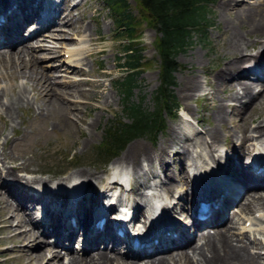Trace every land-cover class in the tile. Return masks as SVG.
<instances>
[{
	"label": "rangeland",
	"instance_id": "1",
	"mask_svg": "<svg viewBox=\"0 0 264 264\" xmlns=\"http://www.w3.org/2000/svg\"><path fill=\"white\" fill-rule=\"evenodd\" d=\"M239 1H242L241 6L244 4L243 6L248 7L252 5L251 7H253L254 5L253 8H255L259 0ZM68 2V0L65 1L64 6L70 7ZM74 2L76 4L69 8L70 12L68 15L70 19L66 23L59 22L54 28L56 30H53L56 33L64 32L63 35H59L61 37L42 42L35 41V43H33L35 38H31L27 42L28 46L37 47L46 43L47 46L55 48L53 52H49L46 48H39L34 51L35 55L28 59V62L29 60L30 62L27 66L28 68H25V70L27 69V71L32 72L34 65L33 72L37 75L35 77L30 75L29 78L35 79L37 88L34 87L35 89H32L28 80L26 81L21 77L15 79L3 78V71H0V89L5 87L7 88V94H12L13 91L25 87L27 88L26 92L29 102H31L29 108L20 106V110H15L12 117L7 116L0 104V176L5 177L8 167L13 166L15 163H21L26 159L30 169L14 170L17 177L33 178L36 176L40 177L41 180L49 179L48 182L52 183L72 176L77 170L84 169L101 173V177H89L90 181H92V188H96L101 184L110 186L109 182L112 179L109 180V178L114 168L118 167L117 162H119V158L132 143L142 142L144 146H148L154 153L160 150L159 147L162 143H167L169 145L168 151H165V153L168 152L167 154L160 156V158L154 156L155 159L151 163L141 159V165L143 166L142 174L140 173L139 176L134 177L130 172L128 173L130 185L132 186L131 189L134 188L135 184L143 180L146 183L150 181L151 183L157 182V184H160L161 179L169 175L178 187L180 186L182 190H185L188 187L183 179L185 164L188 163L187 165H190L193 159L198 157H202L203 159V156L198 154L199 148H195V150L191 149L189 151L190 154L186 151L184 153L181 152L182 155H175L179 144L184 140L183 136L190 131L189 128L192 127L195 131L202 134L210 126H216L217 129H220L222 136L216 147H221L224 141L235 147L231 139L238 140L237 137L240 138L242 132L236 129L234 133H237V136H232L229 133L232 131H227L225 124L228 123V126L235 124L237 127L241 126L239 127L241 129L246 126L254 129L256 121L264 116V96L260 95L258 100L261 99V101L257 100L250 107L244 108L243 114L246 115L244 119L241 118L242 115L237 114L241 110L236 109L231 114V110L228 104H226L225 110L228 113L226 114L225 122L221 127H218L214 116L216 104L219 100L228 98L225 95L228 91H231V88L224 85H220L219 88L213 84V81L224 63L233 57V53L227 47V39L231 34V29L239 31L246 38H252L254 34L260 33L256 32L255 27L251 28L253 19L236 22L234 23L235 25H231L230 21L234 18V9L231 8L228 12L229 9L221 7L220 3H222V0H209V2H206L208 26L205 29V35L203 36L198 31H193L191 42L185 48L180 49L176 56L180 66L174 72L175 83L172 85V91L178 103L175 109H173L174 114L164 111V126L154 136L141 134L133 137L118 154L109 159V162H102L97 159L96 152L98 144L102 141L106 126L111 122L116 123L119 119L121 121L130 120L123 109L122 94L115 85L116 80L121 79L126 73L125 67L118 66V63L124 60L125 51L123 50V44L130 39H128V35L124 34L123 29L118 27L115 16H113V12L105 0H75ZM127 2L129 3V10L138 22L136 35L139 41L138 44L141 45L142 61H144L141 72L137 76V85L132 90L130 101L139 102L141 101V96H144L141 103L147 109H152L154 102L153 94L159 83V55L155 44L158 33L150 22V16L147 13L141 14L137 0H127ZM263 5L260 7L256 6V16L263 15L261 13L264 8ZM60 27H65L66 29H61ZM77 27L80 30L77 31ZM51 30L50 28L45 32H52ZM21 46L19 45L18 49ZM70 47L80 50L79 53L76 50L77 52L73 54L75 58L69 63L80 62L82 67L79 69L74 66L69 72V68L62 61L63 59H67L65 49ZM255 48L256 46L250 50L253 52ZM118 55L122 58L119 59ZM27 57V55L23 56V60H26L25 58ZM250 62L251 59H248L243 66H247ZM59 63L62 64V67L55 65ZM60 67L62 69L57 70ZM79 70L80 72H78ZM40 71H43L45 74L47 73L49 79L57 82L56 86L53 85L55 87H49L52 89L50 91L51 94L42 89L41 83H44L46 79H44V76H41ZM193 75L198 78L200 87L191 91ZM235 75L233 74L231 80L237 79V77H234ZM39 77H41L40 80L37 79ZM64 82L65 84H63ZM253 82L255 86L258 84L259 89L261 88L260 81ZM12 83H15V86H11V91L10 85ZM24 83H26L25 86L21 87ZM46 83L49 84V81L47 80ZM38 87L41 89L39 93L37 92ZM49 95L55 96L57 104L65 105L64 111L69 114L66 122L63 120L61 122L58 121L61 119L59 117L61 110L58 106H47L48 111L45 114L36 113L35 107L37 103L44 101L45 105H47ZM228 103L239 105L242 102L230 100ZM173 125H176L179 129V139L175 138V141H168L169 131ZM252 135L254 139L258 134L254 132ZM191 136L193 138L200 135H197L196 132ZM241 143L247 148L252 147L254 143L259 145V141L245 143L243 140H240L239 145ZM239 145L237 147H241ZM2 152H6L7 158L2 156ZM212 153L213 151L208 156L213 157ZM72 154L73 158H69V155ZM163 160L168 161L166 168L163 166ZM152 172H157L159 176L152 178ZM167 179L170 178L167 177ZM3 181L10 182V179L4 178ZM18 181L14 180L13 182L19 184L20 181ZM19 185L22 187L21 182ZM24 185L29 184L24 183ZM157 188L161 190L158 185ZM121 190L122 192L124 191V189ZM164 195H166V200L169 201L167 199L168 194L165 193ZM187 198V194H183V199L178 200L176 207L178 211L182 212V206L186 205L184 200ZM9 199L11 198L9 197ZM130 201H132V198H130ZM255 211H259L258 207H255L252 213L241 211L238 214L236 212L240 217L237 225L242 227L243 221L249 218L250 224L246 226L248 231L242 234L241 238L251 246H253V240L261 242L258 248L251 247V253L262 252L264 255V232H259L260 229L264 228V219H261L260 216H255V213H258ZM12 223L15 224L14 221ZM238 226L234 228L235 234H239L240 232ZM213 228L209 226V229L212 230ZM9 234L7 231H0V264H22L18 257L19 253L11 249L19 241L2 239ZM39 241L40 243L43 242V240ZM254 245L256 246V244ZM34 248L38 250L37 247ZM64 257H66V260L65 258H61V262L68 260L67 256ZM261 261L264 262V259H261Z\"/></svg>",
	"mask_w": 264,
	"mask_h": 264
},
{
	"label": "bare ground",
	"instance_id": "2",
	"mask_svg": "<svg viewBox=\"0 0 264 264\" xmlns=\"http://www.w3.org/2000/svg\"><path fill=\"white\" fill-rule=\"evenodd\" d=\"M3 1L4 0H0V7L2 6ZM11 3H13L14 6L11 8L10 12L6 14V20L0 25V71H3V78L15 79L21 77L26 81L28 80L31 88L35 89L37 88L35 85L36 82L34 81L35 79L29 78L30 75H33L34 77L37 75L33 72L34 65L32 67V72L27 71V69L25 70V68H28L27 66L30 62V60L28 62V59L33 57L35 55L34 51L39 48H46L49 52L55 51V48L53 46H47L46 43L37 47L28 46L27 42L29 39H27V37L32 38L36 33H40L38 35L39 37H34L35 40L33 43H35V41L42 42L48 39L51 40L61 37L59 35H63L64 32L56 33L53 31L56 30L54 29L55 27H51L52 32H39L37 31L39 29H37L30 32L29 35H24L27 26L34 24L28 23L31 19H33L32 15L37 18L40 11L48 7L45 5L44 0H8L2 11L4 12V10H6ZM220 4L222 8L229 9L228 12L231 8L234 9V18L230 21L231 25H235L234 23L236 22L253 19L251 28L255 27L256 32L260 34H254L252 38H246L239 33V31L231 29V34L227 39V47L229 48V51L233 53V57L229 60L226 59L227 61L224 63L223 67H221L220 71L217 72L213 81V84L217 85L219 88L220 85L231 88V91H228L225 95L228 98L225 100L221 99L216 104L214 116L218 123V127H221L225 122L226 114L228 113L225 110L226 104H228L231 114H233L236 109L241 110L238 111L237 114H240V116L242 115L241 118L244 119L246 116L243 114L244 108L253 105V103L258 100L260 95L264 96V69L259 71L260 74L256 75V78H258L261 82V88L257 91H253L255 83L250 81L248 72H243L242 70L243 64L248 59L254 61L257 67H261V62L264 60V8L261 12L263 15L256 16V6L258 5V7H260L263 5L264 0H259L255 8H253L254 5L253 7H251L252 5L248 7L243 6L244 4L241 6L242 1L239 0H222V3ZM52 9L53 7L50 6L49 10ZM69 12L70 9L68 8L63 18L64 22H67L70 19L68 15ZM55 20V13L48 16L46 27L50 23L52 24ZM62 29L66 28L62 27ZM76 30L78 31L80 29L78 28ZM83 31H85V29H83ZM19 45L22 46L18 49ZM254 46H256V48L252 52L250 49ZM76 50L79 53L80 49L74 47H70V49L66 50L69 51L68 58L70 59H68V62H71L72 59L75 58L73 54L77 52ZM26 55L28 57L25 58L26 60H23V56ZM40 73L41 76H44V79H46L44 83H41L42 89L46 90L48 94H51L50 91L52 89L49 87L57 84V82L49 79L47 73L45 74L43 71H40ZM233 74H236L234 77H237V79L231 80V78H233ZM193 77L194 78L190 88L191 91L192 89H198L200 87V83L197 80L198 78L194 75ZM37 79L40 80L41 77ZM47 80L49 81V84L46 83ZM25 84L26 83H24L21 87L25 86ZM63 84H65V82ZM11 86L14 87L15 83L10 85V89L12 91ZM6 90L7 88L5 87L0 89V104L7 116L9 115L12 117L15 110H20V106H25L26 108L30 107L31 102H29V97L26 92L27 88H19L18 90L13 91L12 94H7ZM40 91L41 89L38 87L37 92L39 93ZM4 96L5 98L3 99ZM54 97H49L47 105H45L44 101H41V103L36 102V113L45 114L48 111L47 106H58L61 110L59 113V117L61 119L58 121L61 122L63 120L66 122L69 114L64 111L65 105H60L59 103L58 105L55 101L56 98ZM243 97H246L247 99L239 105H231L228 103L230 100H237L240 102ZM258 101H261V99ZM263 120L264 116L257 121L255 120L257 123L254 129H250L248 126L241 129L239 128L241 126L237 127L235 124L230 126H228V123L225 124V127H227L226 130L232 131L229 132L230 135L237 136V133H234L237 129V131L242 132V135L239 138L241 141L243 140L245 143L249 141H259V144H262L261 147L255 143L249 148L245 147L242 143L239 145L241 147H233L228 142L227 145L235 152H238L240 156L249 154L254 147L259 149L264 147ZM189 129L190 131L183 136L184 140L181 144H179V148L175 151V155H182V153L186 151L190 154L189 151L191 149L195 150V148H199L200 151H198V154L202 155L203 159L202 157L199 158V161L193 159L190 164L194 167V182L196 186H200L201 189V184L204 182L208 183L209 181H216L221 185V188L227 191V193L221 198H219V194L212 195L211 199L215 201V203H218V205L212 209V216L209 220L199 221L197 223L198 228L194 233V238L190 241L188 238L183 237V232L181 230H179L176 238H171L163 235L161 229H154L151 232V236H157L158 241L157 243L152 244L150 249L142 248L135 253L130 251L122 252L119 244L121 237L114 233H107L103 227V229L95 230L93 236L85 241L83 247H81L82 252L80 254L76 251H71V238L76 233L79 224L82 223L81 210L83 209V201H93V204L97 205L108 196L104 190L97 191L95 188H92L91 185L92 181H90L91 179L89 177H101V173L84 169L77 170L72 176L58 180L55 185L50 184L52 186H49V179L41 180L40 177L36 176L33 178L17 177L14 170L30 169L26 159H24L21 163H15L13 166L8 167L5 177L0 176V231H7L10 233L2 239L8 241H19L20 244L18 243L13 245V248L11 249L19 253L18 257L22 264H264V262L261 261V259H264L262 252H257L255 254L251 253V247L258 248L261 242L253 240V246H251L247 241L243 240L241 236L246 230L244 226L241 227L242 233L240 231L239 234H235L234 228H236L238 217L235 219L234 213H230L229 217L227 215V212H229L228 204L231 201L237 202L243 195H245L244 200L239 203L238 208L242 211L252 213L254 208L258 207L259 211L262 212L260 214V218L264 219V189H261L264 188V175H258L256 176V179H241L234 174L227 175L222 171L225 168L222 165V161H220L223 152L219 150L220 147H216L219 140L222 138L220 129H217L216 126H210V128L202 134L201 132L195 131L192 127ZM196 132L197 135L200 136L192 138L191 135ZM254 132H257L258 135L253 139L252 133ZM179 133V129L176 125L171 126L168 141H175V138L179 139ZM229 133L227 134L229 135ZM7 141L8 139L6 136V142ZM159 148L160 150L154 153L148 146H144L142 142L132 143L119 158L117 165L120 168H125L127 172H130L134 177H137L140 173L142 174L143 166L141 165V159L147 160L151 163L155 157L160 158V156L167 154L168 152L165 153V151H168L167 149L169 148V145L167 143H162ZM212 151L213 157H209L208 155L211 154ZM216 151H218V153H216L217 156L214 155V152ZM234 151L233 153H235ZM258 152L261 153L262 150H258ZM2 156L7 158L8 155L6 152H2ZM163 164L166 168L168 166V161L163 160ZM184 172L185 175L183 179L186 184L188 176L186 166L183 170V173ZM158 176L157 172L152 174V178ZM167 177L170 179H167ZM4 178L10 179V182L3 181ZM171 178L172 177L169 175L164 176V179H161L160 184H157V182L151 183L150 181H148L149 183H146L143 182V180L138 184H135L133 189L129 188L130 192H133V200L136 203H142L144 215L150 211L153 204V197H155L156 194L162 198L165 197V193L169 194L174 191L177 185L173 182V180H171ZM14 180H19L22 187L19 185V181V184H15L13 182ZM115 180L118 179L113 178L112 181L109 182L110 188L118 184ZM23 182L25 184H29L27 186H30L32 183L42 184L45 189L52 192L51 198L45 197V195L41 192H31L30 188L23 186ZM157 185L161 190L157 188ZM149 188H152V192L150 193L148 192ZM39 189L42 190V188ZM182 191L187 192V190ZM61 194L64 195L61 196ZM150 194H152V197ZM231 194H235V197L232 198ZM68 195L73 197L75 200L74 203L70 205H67ZM9 197L11 199H9ZM161 198H158V200H161ZM163 199L164 198H162V200ZM39 201L43 202L47 207L57 206L60 208H67L68 211H66V217L73 215L75 218V225L72 226L69 223H66L65 219L64 224L61 226L62 229H59L58 226L60 227L62 221L59 220L58 223L55 224L52 212H46L47 219L44 222L36 221L31 214L30 208L33 206L34 202ZM174 201H176V198L173 202ZM167 203L168 201L166 199L162 201L159 210L161 213L160 217L153 219V222L156 223L163 220L167 215V210L174 207L173 203L171 204V202H169L170 205H167ZM13 221L15 224L12 223ZM206 222L216 224V226H214L215 228L212 230L209 229V227L207 228L205 226ZM50 231L53 233H50ZM259 232L263 233L264 228L260 229ZM48 233L53 235L50 240L45 238V236L49 235ZM151 236L149 235L141 239V241H149ZM39 240H43V242L40 243ZM254 244H256V246ZM34 247H37L38 250ZM91 249H93L92 252L90 251ZM63 255L68 257L66 262L60 261L61 258L63 259ZM140 257L145 258L142 259Z\"/></svg>",
	"mask_w": 264,
	"mask_h": 264
},
{
	"label": "trees",
	"instance_id": "3",
	"mask_svg": "<svg viewBox=\"0 0 264 264\" xmlns=\"http://www.w3.org/2000/svg\"><path fill=\"white\" fill-rule=\"evenodd\" d=\"M105 1L112 10L118 27L123 29L124 34L130 39L123 44L125 58L118 63V66L125 67L126 73L115 82L123 97V109L130 120L119 119L116 123L111 122L106 126L96 152L97 159L102 162L118 154L133 137L141 134L154 136L164 126V111L174 114L173 109L178 103L172 85L175 83L174 72L180 66L176 56L180 49L191 42L193 31L205 35L208 26L206 2H209V0H137L141 14L147 13L150 16V22L158 33L155 44L159 55V83L153 94L152 109H147L141 103L144 96H141L139 102L130 101L144 62L136 35L138 22L129 10L127 0Z\"/></svg>",
	"mask_w": 264,
	"mask_h": 264
}]
</instances>
